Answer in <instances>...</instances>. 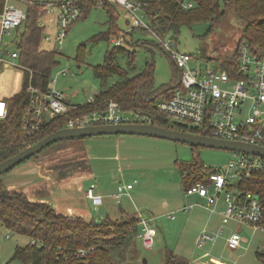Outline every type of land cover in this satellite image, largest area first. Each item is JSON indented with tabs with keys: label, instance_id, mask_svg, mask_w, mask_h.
Here are the masks:
<instances>
[{
	"label": "rangeland",
	"instance_id": "obj_1",
	"mask_svg": "<svg viewBox=\"0 0 264 264\" xmlns=\"http://www.w3.org/2000/svg\"><path fill=\"white\" fill-rule=\"evenodd\" d=\"M10 2L20 6L24 4L19 0H10ZM117 11L118 13L116 10V14L114 13L115 24L117 27L119 26L118 23L124 26L129 17L120 7ZM138 13L141 14L139 10ZM110 14L106 7L91 6L86 16H82L70 26L63 43L55 44L56 49H59L57 53L59 64L55 69L56 73L53 74V78L56 79L54 82L51 81V87L62 90L66 97L75 103H85L90 95L101 88L93 68L104 61L106 51L114 46L111 41L113 35L108 40L95 39L94 36L101 31H112L114 21ZM146 23L150 25V23ZM240 30V22L231 15L222 17L220 20L199 18L184 21L180 24V30L177 33L178 47L196 57L191 62L192 66L199 64L197 59H201L202 64H213L216 62L217 55L222 56L224 52L229 51L234 45L236 46V40L240 39L242 35ZM131 34L132 31L127 34V39L130 38L129 35ZM142 34L151 38L150 33H141L140 28L133 31L134 38L139 35L142 36ZM15 40V30L12 34L5 32L1 38V45L5 50L11 51L15 48ZM53 45L54 41L42 42V46L46 48H52ZM135 49V63L138 68L144 65L147 60H155L156 87H160L162 83L172 82L174 73L171 69L170 60L165 53L158 49L151 52L141 46ZM129 51L131 50L129 49ZM80 52L83 54L81 59L79 58ZM208 55L216 57L207 61L206 56ZM9 61L11 62L10 66H12L11 71L9 73H6L7 70L4 71L0 77V86L7 91L18 87L20 77H18L17 82V71L21 70L15 66L19 65L18 59H9ZM121 62L122 66L127 68L126 57H122ZM118 78L117 74H112L109 76L108 82ZM124 115L128 116L129 113L125 112ZM142 116L144 115L136 112L131 119L138 120ZM144 120L149 121L151 119L146 117L143 118ZM188 125L191 126V124ZM82 150L85 151L84 155L89 157L90 169L95 173L92 180L87 184L90 185L91 182H94L103 192L104 201L102 206H100L101 204L99 206L104 216L108 215L113 218H119L124 214H137L139 217L156 216L157 235L155 244L152 249L141 247L142 253L139 252L138 258L143 260L145 257L146 264H163L165 244L177 254L196 261V264H203V262L210 260L211 256L226 264H261L257 253L264 247L263 229L254 230L243 225L240 230L243 236L242 245L237 248H230L227 246L226 237L238 225L236 222H231L226 225L223 234L217 241L207 242L204 247L200 248L196 241L201 230L205 227L211 229L215 223L220 222L221 217L202 208V206H195L188 210L182 209L185 204L193 202L195 198L186 195L181 164L204 162L214 167H222L233 156L231 151L192 146L185 142L148 135L108 134L60 140L33 159H38L37 162H40L42 165L40 167L46 174L56 171L55 166L59 172L65 170L67 172L70 168L79 166L80 169L82 168L81 164L84 162L82 157H79ZM30 159L6 172L2 178L27 177L31 180L36 179L38 176L33 169H30L27 174L21 173L22 169L34 165L32 158ZM44 165L46 167L50 165L49 168H54V170L46 171ZM16 180L20 182L22 179ZM118 181L135 183L131 198L123 194L120 198L121 201L118 202L117 198L114 197L119 185ZM60 183L54 184L51 190L63 191ZM7 191L10 192L8 189ZM224 196L225 193H222L221 201ZM94 212V214L97 213L95 210ZM169 213H175L176 217L174 219L169 218L167 216ZM122 217L125 218L128 215ZM207 218L211 222L206 223ZM137 238L138 235L135 236L133 245L138 248L139 241ZM29 241V235L0 225V264H21L18 260L11 261L12 254L17 245L26 244Z\"/></svg>",
	"mask_w": 264,
	"mask_h": 264
},
{
	"label": "trees",
	"instance_id": "obj_2",
	"mask_svg": "<svg viewBox=\"0 0 264 264\" xmlns=\"http://www.w3.org/2000/svg\"><path fill=\"white\" fill-rule=\"evenodd\" d=\"M135 1L139 2V10L146 15V20L155 31L165 35V30H172L175 40L178 37L180 24L184 21L199 18L220 20L231 15L240 22V34H242L240 40H248L264 46V0ZM185 2H192V6L184 8ZM4 4L5 0H0V12ZM80 5L82 12L79 18L86 16L91 6L95 4L91 0H82ZM23 7L27 16L15 29L14 50L18 52L17 59L24 68V76L21 90L7 98L9 110L6 117L0 118V161L47 134L65 127L69 117L96 108L104 109L111 100L117 101L122 110L140 112L157 124L201 131L185 122L173 120L157 109L152 90L154 59L147 60L137 70L135 52L129 51L124 45H114L106 51L103 63L93 68L94 75L101 85L93 101L80 105L68 114L45 119L40 130L33 135L27 134L22 124L31 100L32 91L29 88L33 87L38 91L51 88L59 60L57 49L42 46L41 38L45 29L40 19L46 13L45 7L28 1L24 2ZM105 7L108 8L114 21L112 31H101L94 36L95 39L108 40L111 35H120L114 15L120 5L106 2ZM138 28L146 30V27ZM135 29L133 28V31ZM157 44L162 46L160 43ZM122 57L127 59V68L122 66ZM79 58H83L82 52ZM223 65L228 67L227 59ZM6 70V73L11 71L10 68ZM112 74H117L119 78L108 82ZM203 133L210 134L207 130ZM260 143L264 144V139ZM180 168L186 189L197 180H206L207 173L219 167L204 162H192L182 163ZM2 175H0V225L30 236L28 243L15 247L11 261L18 260L21 264H146L138 258L139 248L133 245L135 236L140 233V217L137 214H124L128 215L125 218L122 217L124 215L119 218L106 215L99 221L93 218L88 220L79 215L71 216L57 211L47 201L30 200L22 190L2 193V189L6 188ZM239 183L245 189L258 194L264 212V170H252L249 175H244ZM262 224L264 225V216ZM80 248L85 249V252H79ZM257 254L261 264H264V247L258 250ZM163 264H189V261L173 249L167 248Z\"/></svg>",
	"mask_w": 264,
	"mask_h": 264
},
{
	"label": "built area",
	"instance_id": "obj_3",
	"mask_svg": "<svg viewBox=\"0 0 264 264\" xmlns=\"http://www.w3.org/2000/svg\"><path fill=\"white\" fill-rule=\"evenodd\" d=\"M29 3L42 4L46 9L47 20L42 18L40 22L47 25V29L41 38V42L54 41V47L62 44L65 35L81 16L82 0H19ZM98 7H105L106 2H115L123 7L129 19L139 26L149 29L162 47L170 53L176 65L181 70L180 80L173 87L171 93L156 103L158 110L166 113L171 119L179 120L190 127L198 128L200 133L207 130L210 135L217 137L258 142L264 139V46L252 43L248 40H240L237 49L236 62L228 67L217 64H202L197 59L198 65L192 66V60L196 57L186 51L177 48L172 36L162 35L155 31L146 22V15L138 13L139 2L135 0H91ZM192 6V2L183 3V7ZM27 12L23 6L5 0L4 8L0 12V74L3 68L10 64L9 59H17L16 50H5L2 47L1 38L6 33L12 32L26 18ZM112 42L114 45H124L123 34L116 36ZM59 50V49H58ZM57 50V51H58ZM21 69L19 64L15 65ZM53 82L55 78L52 79ZM32 91L30 104L26 109L22 128L27 134L33 135L42 128L45 119L56 118L77 109L66 101L65 94L55 88L46 91H38L30 87ZM8 97L0 96V118L6 117L9 107ZM93 101L89 98L85 104ZM138 120H143L139 118ZM135 121L126 117L121 112L120 104L111 100L103 111L92 109L68 118L66 127H82L101 123H120ZM233 156L226 165L207 173L206 180H197L186 189V195H199L206 199L205 206L211 211L216 210V205L221 200V194L225 193L222 201L224 208L221 212L220 225L215 230L204 228L197 239V246L202 248L207 242L215 241L220 237L226 225L231 222L239 226H249L263 229L262 218L264 216L262 204L257 193L247 190L240 185L244 175H249L254 169L264 170V156L247 154L234 151ZM134 183L120 182L115 197L121 201ZM88 197L95 204L102 203L100 194L95 193L94 187L89 188ZM190 206H184L188 208ZM171 217L175 215L169 214ZM139 237L143 248L152 249L155 244L157 228L152 217H140ZM230 248L242 245L243 236L239 229L233 230L226 238ZM34 242V240H33ZM84 253L85 249L80 248Z\"/></svg>",
	"mask_w": 264,
	"mask_h": 264
},
{
	"label": "crops",
	"instance_id": "obj_4",
	"mask_svg": "<svg viewBox=\"0 0 264 264\" xmlns=\"http://www.w3.org/2000/svg\"><path fill=\"white\" fill-rule=\"evenodd\" d=\"M120 8L123 11H125V15H127L126 10L123 7H121V6H120ZM140 12L142 13V11H140ZM117 13H118V11H117ZM42 18L47 20L46 14L41 17L40 21L42 20ZM42 24L44 25V28L48 30L47 25L45 23H42ZM118 25H119L118 26L119 33L123 34L124 38H125L124 46L127 47L128 49H130L132 52L136 53V49L135 48H138V47L141 46L144 49H148L151 52H155V50L158 49V50H160L161 52L165 53L168 56V58L170 60V63H171L172 72L174 73L172 82H170V83H162L160 87H156L155 78L153 77L154 79H153V84H152V90L154 91V95H153L154 96L153 97L154 98L153 99L154 103L156 101L158 102L159 100H161V99L165 98L166 96H168L171 93V90L173 89V87L179 82L180 75H181V70L176 65V63H175L174 59L172 58V56L170 55V53L167 52L166 50H164V48H162V46L157 44L159 42L157 41V39L155 38L153 33L149 29L145 28L144 26L135 25L129 18L126 19V22H125L124 26H122L123 24H119V23H118ZM138 27L145 28L146 30L145 31L141 30V33H144V32L150 33L151 34L150 37L152 39L149 38V37L144 36L143 34H142V36L139 35L136 38H134V36H133V28H138ZM131 31H132V34L129 35L130 38L128 39V41H126L127 34L130 33ZM165 31H166L165 35H169V36L173 37V31L172 30H165ZM116 36L117 35H113V37L111 38V41ZM175 41H176L177 48H179L178 47V41H179L178 38ZM239 41H240V39H237L236 40V46L234 45L229 51L224 52L223 53L224 55H222V56L221 55H217V57L216 56H210V55L206 56L207 61H211L210 60L211 58H215L216 57V62L214 64H217V65L222 66V67H224L226 65V63H225V65H223V63L225 62L224 59L225 60L227 59V64L236 62V60H237V49H238ZM56 47H54V45H53L52 48H50V49H53V48L56 49ZM206 58H203V59H206ZM104 59H105V57H104ZM135 59H136V57H135ZM7 65H11V63L7 64ZM7 65L3 68V70H2V72L0 74V77H1L2 73L4 71H6V69L8 68ZM142 66H140L139 68L137 67V70H139ZM9 67L11 68L12 66H9ZM155 68H156V65H155ZM18 71H20V78H19L20 79V83H19L18 87L16 89H14V90L10 89V91H7V90H3L2 87L0 86V96L11 97L12 95H14L15 93H17V92H19L21 90L22 82H23V76H24V71H23V69L18 70ZM154 72H155V70H154ZM100 89L96 93H98L100 91ZM60 91H62V90H60ZM96 93H94L93 95H90L89 98L93 99ZM65 98H66V101L68 103H70L71 105H75L77 107H79L80 105L84 104V103H75V102H73L72 100H70V99H68L66 97V94H65ZM105 109L106 108L101 109V110L104 111ZM121 112L124 115V113L126 111L121 109ZM128 113H129V115L126 116V117H129L131 119V118H133L132 116H135L136 112L135 111L134 112L129 111ZM137 113H140V112H137ZM141 118L142 119L146 118V116L144 115ZM61 149H64V148H61ZM84 152L85 151L82 150L79 153V157H82V160L84 162V163L81 164L82 165L81 169H80V166H79V167H76V168H73V169L70 168V169L67 170V172H66V170L64 172H59V169L56 166H55V168H56V171H55L54 168H49L50 165H48L47 167L44 165V167H45L44 169H46V171H48L49 169L50 170H54V171H52L53 173L50 172L49 174H46L42 170V168L40 167V166H42V165H40V162H37L38 159H33L32 158V160H33L32 163L34 165L32 167H30V168L22 169L21 173L22 174H27V172L30 169H33V170L36 171L37 176H38L36 179L31 180L30 178H27V177L26 178L8 177L7 179H5V177H4V179L2 178V181H3L4 185H5V187L9 191L22 190L23 192H25L27 194V196H28V198L30 200H32V201H47L50 204H52L53 207L59 212H62V213H65V214H68V215H71V216L79 215V216H82V217H84L85 219H88V220L92 219V218L98 220L100 217H102L101 219H103L105 216H104V213L101 212L100 206H102V203L104 201V195H103L102 190L100 188H98L96 183L91 182L92 186H91V184L90 185L87 184V183H89V181L92 180V178L94 177L95 173H94V171L92 169H90L89 157L87 155H84ZM84 164H85V166H83ZM16 179H22V180H20V182H19V180H16ZM24 180H27V181L23 182ZM57 182H59V183L61 182L60 183L61 184L60 187H62V190L64 191V193H62L63 191H59L58 189L56 190V192L51 190V187L54 184H56ZM118 182L120 183L121 181H118ZM21 183H23V184H21ZM134 186L131 189H129L127 191V193H126V195L129 196L130 198L132 196V190L134 189ZM91 187H94L95 193H98V194L101 195V197H102L101 205L100 204H98V205L96 204L95 205V203H93V200L90 197H88L87 192H88L89 188H91ZM116 193H117V191L114 193V197H115ZM191 196L194 197L195 200L193 202H191V203L185 204L184 206H190L188 208H185V210L191 209V208H193L195 206H202V208H205V209L209 210L213 214H218L219 217H221V212H222V210L224 208V202L223 201L220 200L222 202V204L219 201L218 204L216 205V207H217L216 210L215 211H211L210 209H208L205 206V204H206V199L205 198L200 197L199 195H196V194L195 195H191ZM91 203L93 205V208H92ZM184 206L182 207V209H184ZM94 210L97 212L96 213L97 216H96V214H94L95 213ZM169 214H172V213H169ZM169 214L167 216L169 218H171V219H174L176 217V216L175 217H171V216H169ZM173 214L175 215V213H173ZM147 217H152L153 218V223L156 224V216L148 215ZM101 219H99V220H101ZM208 222H211L209 220V218L206 219V223H208ZM219 225H220V222H217V223H215L213 225V227H211V229H209L207 227H205V228H207L209 230H215V229H217L219 227ZM242 227L243 226L237 225L236 229L241 230ZM236 229H234V230H236ZM202 230H201V232H202ZM137 235H138L137 240L139 241L138 248H139V251L141 252V247H143V246H142V243H141V240H140V237H139V233ZM217 239L215 241H217ZM215 241H210V242H215ZM226 243H227V241H226ZM196 244H197V241H196ZM167 248H168L167 244H165L164 251H166ZM186 259L191 262L190 264H194V263L196 264V261H192L190 258H186ZM148 262H149V260H148ZM203 264H226V263L221 261L220 259H218L216 257L211 256L210 260H208L206 262H203Z\"/></svg>",
	"mask_w": 264,
	"mask_h": 264
},
{
	"label": "water",
	"instance_id": "obj_5",
	"mask_svg": "<svg viewBox=\"0 0 264 264\" xmlns=\"http://www.w3.org/2000/svg\"><path fill=\"white\" fill-rule=\"evenodd\" d=\"M108 134L148 135L185 142L192 146L219 148L229 151H237L264 156V144L262 143L217 137L210 134L157 124L153 120H135L124 121L120 123L92 124L82 127L65 126L59 128L47 134L35 143L19 150L12 156H9L0 161V175L5 174L18 164L26 161L33 155L41 152L44 148L57 141ZM2 193H7V189L3 188ZM146 261L147 260L144 257L143 263H145Z\"/></svg>",
	"mask_w": 264,
	"mask_h": 264
},
{
	"label": "bare ground",
	"instance_id": "obj_6",
	"mask_svg": "<svg viewBox=\"0 0 264 264\" xmlns=\"http://www.w3.org/2000/svg\"><path fill=\"white\" fill-rule=\"evenodd\" d=\"M9 66H10V65H7L8 68H10ZM10 69H11V68H10ZM17 75H18V76H17V82H18V80H19L18 77H20V72H19V71H17ZM4 81H5V79H4ZM15 85L17 86V84H15Z\"/></svg>",
	"mask_w": 264,
	"mask_h": 264
}]
</instances>
